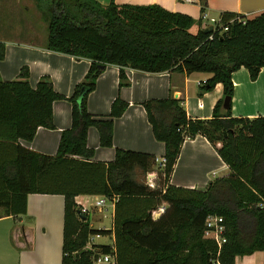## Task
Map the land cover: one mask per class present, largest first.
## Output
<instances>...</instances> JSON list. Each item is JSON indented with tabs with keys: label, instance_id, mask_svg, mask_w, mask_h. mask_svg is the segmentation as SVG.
Masks as SVG:
<instances>
[{
	"label": "trees",
	"instance_id": "obj_1",
	"mask_svg": "<svg viewBox=\"0 0 264 264\" xmlns=\"http://www.w3.org/2000/svg\"><path fill=\"white\" fill-rule=\"evenodd\" d=\"M36 6L47 25L45 47L89 59L90 66L69 97L55 91L46 75L31 87L26 66L13 80L0 78V144L11 146L0 157L5 215L24 213L29 193L63 195L61 264H92L99 254H110L115 264H235L236 256L264 253V115L233 117L230 104L232 73L244 67L255 80L264 67V11L250 18L222 12L220 25L204 32L199 20L156 4L36 0ZM3 47L0 43V59ZM107 64L118 66L119 87L128 84L125 68L203 72L210 76L198 94L221 83L223 98L230 99L227 108L218 100L208 119L187 116L181 100L172 95L142 102L153 137L165 147L154 187L137 178L155 166L150 153L116 148L108 162L88 160L93 154L88 128H97L101 146H111L113 119L128 106L116 97L105 116L87 110V94ZM59 99L71 102V125L62 130L54 155L12 143L31 140L38 127L54 128L52 103ZM196 135L209 141L228 172L202 190L169 184L183 141ZM78 195L116 198L112 247L89 244L90 236L108 231L89 227L87 214L79 213L74 200ZM208 215L223 218L220 248L204 237Z\"/></svg>",
	"mask_w": 264,
	"mask_h": 264
},
{
	"label": "crops",
	"instance_id": "obj_2",
	"mask_svg": "<svg viewBox=\"0 0 264 264\" xmlns=\"http://www.w3.org/2000/svg\"><path fill=\"white\" fill-rule=\"evenodd\" d=\"M96 1L103 5L110 2ZM203 1L205 5L201 9L200 0H114L116 4H156L166 10L183 13L199 20L201 27L209 25L207 19H202L203 14L207 18L219 19L222 12H234L250 18L264 11V0ZM23 14L20 0H0V43L4 46L3 57L0 59V78L4 81L13 80L20 68L26 66L31 87H35L38 79L46 75L50 78L55 91L69 97L75 86L84 79L90 60L47 49L45 47L47 32L33 28L31 23L21 18ZM191 31L195 32L196 26H193ZM125 73L128 84L119 87L118 66L105 65L96 79L94 89L87 94V110L97 116L107 115L116 97L128 103L125 111L113 119L111 146H101L97 128L95 126L88 128L87 146L93 151L92 156L88 158L90 161L108 162L113 159L116 148L150 153L157 159L163 156L164 144L153 137L142 106L145 100L172 95L181 100L187 116L208 119L212 117L216 102L223 99L221 83L215 84L209 91L198 94L199 85L210 76L207 73L185 74L175 70L145 72L132 68H125ZM231 78L233 82L231 115L248 118L264 115V67L259 70L255 80L249 78L244 67L234 71ZM52 115L54 128L38 127L31 140L20 139L12 143L20 144L37 153L54 155L62 130L71 125V102L67 99L53 101ZM217 146L219 144H216ZM10 149V145L0 144V157L7 156ZM160 168L157 163L149 173H156L158 177ZM227 172L228 166L215 148L204 136L196 135L183 141L168 182L175 186L202 190L210 180ZM147 176L148 173L146 183ZM156 181L157 178L155 183ZM91 198H94L95 202L104 198V204L100 207L94 206L95 202H91ZM74 200L87 208L88 212V205L95 207L98 213L104 210L103 217L108 219V223L94 226L89 222V227L108 232L104 235L90 236L89 244H105L112 247L116 198L78 195ZM63 214L64 197L60 194L29 193L26 197L25 212L16 215H5L4 208L0 207V264H61ZM159 215L160 213H155L154 216L157 218ZM102 236L109 240L95 241L94 238L99 239ZM256 252L236 256L235 264H264V253L256 258Z\"/></svg>",
	"mask_w": 264,
	"mask_h": 264
},
{
	"label": "built area",
	"instance_id": "obj_3",
	"mask_svg": "<svg viewBox=\"0 0 264 264\" xmlns=\"http://www.w3.org/2000/svg\"><path fill=\"white\" fill-rule=\"evenodd\" d=\"M187 1H192V0H187ZM202 19H207L208 24L212 25V27L216 25H220L219 19L207 18L205 14H203ZM164 162L165 160L163 157H161L160 159L157 158L155 159V163L156 164L158 163L161 167L164 165ZM147 177H148L147 178L148 185L154 187L156 184L155 180L157 178L156 173H148ZM103 204H104V198H101L95 202L94 206L100 207ZM77 205L79 206V213L86 214L88 212L87 208H85L83 205L79 203ZM262 206L264 207V204H262ZM163 210L164 207H160L155 211V213L159 214L163 212ZM223 231H224V225H223L222 217L216 215H208L205 218L204 237L213 239L216 242L218 248H220L222 243L225 242V238L223 237ZM92 264H115V260L113 256H111L110 254H99L97 257L94 258Z\"/></svg>",
	"mask_w": 264,
	"mask_h": 264
},
{
	"label": "rangeland",
	"instance_id": "obj_4",
	"mask_svg": "<svg viewBox=\"0 0 264 264\" xmlns=\"http://www.w3.org/2000/svg\"><path fill=\"white\" fill-rule=\"evenodd\" d=\"M20 6L24 11L23 16L21 17L23 20L31 23V26L35 29H37L38 31L42 32L43 30H45L47 32V25L46 22L44 21L41 12L38 10L37 6H36V0H20ZM23 6L27 7V9H25ZM5 11V8H3ZM4 11H3V15H4ZM6 14V13H5ZM147 175V174H146ZM137 178L141 181H146V176H137ZM156 185V184H155ZM91 202H95L94 198L90 199ZM89 212L87 213V218L88 221L93 224L94 226H101L103 224H107L108 223V219L106 217H103V215L105 214L104 210L102 213H98L96 212V208L89 206ZM98 218H101V220H99ZM95 241H100V240H104V241H108L109 239L106 237H101L99 239L94 238ZM261 254V255H260ZM262 252H256V258L257 256H262Z\"/></svg>",
	"mask_w": 264,
	"mask_h": 264
},
{
	"label": "water",
	"instance_id": "obj_5",
	"mask_svg": "<svg viewBox=\"0 0 264 264\" xmlns=\"http://www.w3.org/2000/svg\"><path fill=\"white\" fill-rule=\"evenodd\" d=\"M212 29H213L212 25H208V26L204 29V32H209V31H211ZM84 92H85L84 89H82V90L80 91V93H79V98L82 97V95H83ZM229 103H230V99H229L228 97H224V98H223V102H222V106H223L224 108H227V107H229Z\"/></svg>",
	"mask_w": 264,
	"mask_h": 264
}]
</instances>
